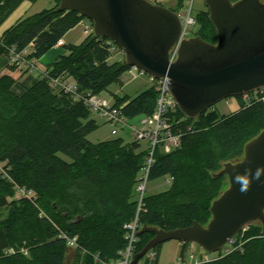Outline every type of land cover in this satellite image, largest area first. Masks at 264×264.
Instances as JSON below:
<instances>
[{
    "label": "trees",
    "instance_id": "16d2710c",
    "mask_svg": "<svg viewBox=\"0 0 264 264\" xmlns=\"http://www.w3.org/2000/svg\"><path fill=\"white\" fill-rule=\"evenodd\" d=\"M38 1L0 0V29L23 3ZM185 1L178 0L179 8ZM60 2L0 35V60L29 47L30 59L40 60L88 20L76 12H60ZM194 36L218 42L208 7L197 15ZM63 48L67 53L42 77H0V264H117L128 247L125 225L137 215L139 234L145 228L171 231L208 223L211 206L222 195L224 177L215 175L264 131V102L251 94L237 98L240 108L229 116L214 108L197 119L185 117L179 108L170 114L172 130L182 134V147L171 153L158 149L149 180L170 178L171 187L146 196L139 211L136 186L147 145L123 137L91 143L88 137L99 126L80 99L121 84L132 68L125 60L111 63L114 52L108 40L94 33L80 45ZM67 78L75 81V93L52 86ZM157 101L153 86L135 99L114 96L113 106L133 121L152 116ZM18 191L26 195L17 199ZM154 237L139 235L134 256ZM69 239L78 246L70 247ZM242 243L205 264H264L262 225H250ZM161 246L153 250L154 264Z\"/></svg>",
    "mask_w": 264,
    "mask_h": 264
},
{
    "label": "water",
    "instance_id": "95a60500",
    "mask_svg": "<svg viewBox=\"0 0 264 264\" xmlns=\"http://www.w3.org/2000/svg\"><path fill=\"white\" fill-rule=\"evenodd\" d=\"M59 11H72L92 22L96 37L111 41L124 53L126 64L157 80L167 79L170 93L183 115L197 119L227 99L264 89L263 0H205L217 44L194 37L181 44L179 57L170 51L182 32L174 11L147 0H60ZM264 167V131L244 149V159L227 163L215 178L227 177V189L211 206L204 227L194 223L171 231L145 228L155 237L134 256L138 264L167 242L196 244L209 254L221 252L249 225L264 230V177L250 180L246 191L234 182L245 169Z\"/></svg>",
    "mask_w": 264,
    "mask_h": 264
},
{
    "label": "built area",
    "instance_id": "2783aa9c",
    "mask_svg": "<svg viewBox=\"0 0 264 264\" xmlns=\"http://www.w3.org/2000/svg\"><path fill=\"white\" fill-rule=\"evenodd\" d=\"M194 1L195 0H186L183 7L181 8V10L183 11V15L177 13L182 24V32L178 42L170 51L171 63H175L178 60L181 44L184 41L193 38V35H195L198 14L196 16L193 15ZM84 33L87 36L94 33L93 26L90 25L89 27H86ZM108 43L114 53L119 52V48L115 44H113L111 41H108ZM63 46H65L63 41H60L57 45V47ZM30 55L31 54L29 53L28 48L21 52L12 50L9 54L10 66L28 67L27 69H30V72H34L38 60L30 59ZM131 72L133 75L137 72H139L141 75L146 74L137 68H132ZM45 74H43V76ZM148 77H150L151 81L155 84L154 87L158 92L157 107L155 113L152 116H145L140 118L138 124H133L132 121L124 115L122 108H114L113 104L109 103L107 100L102 99L100 96L89 94L87 97H80V99L85 102V105L89 108L92 114L98 115L99 117L104 119L107 124L111 125L113 136L118 137L120 132L129 130V133L135 142L141 144L145 143L147 145L148 154L146 156L144 166L138 177V183L136 186L139 211L144 206V199L147 196L150 171L155 163L156 151L158 149H165L166 153H171L180 149L182 147L183 141L182 134H176L172 130L168 118L169 115L173 114L178 108L175 100L170 93L168 85L169 81L167 79L157 80L149 75ZM52 86L60 87L62 90L72 93H75L77 90L75 85H70L66 81L55 80L53 81ZM254 94L264 102V89L256 91ZM247 96L248 95H246L245 97ZM167 182L170 183L171 179ZM125 230L127 231L126 239L128 241V247L122 253V258L117 264H131L133 262L134 250L136 244L138 243L139 232L141 230L139 215H137V217L130 224L125 225ZM248 230L249 226L244 228L239 235L244 237V234ZM239 235L234 239V242L230 244V249H228L224 253H221L220 255H217V253L213 254L217 255L215 258L208 254L201 258H197L195 255L190 254L187 256L184 255V257L182 256L179 262L176 264H205L216 261L222 255H229L235 249L241 248L243 243L242 240L239 243ZM68 241L70 247L75 248L78 246L76 239H69ZM156 258V254L152 251L138 264H154ZM96 261L100 262L98 258H96Z\"/></svg>",
    "mask_w": 264,
    "mask_h": 264
},
{
    "label": "rangeland",
    "instance_id": "374dc122",
    "mask_svg": "<svg viewBox=\"0 0 264 264\" xmlns=\"http://www.w3.org/2000/svg\"><path fill=\"white\" fill-rule=\"evenodd\" d=\"M150 2L156 3L161 5L162 7H165L170 10L177 11L178 14L183 15V11L178 6V0H149ZM264 2V0H263ZM35 5V4H34ZM50 7V5L47 3L46 0H40L36 3V6L32 9L26 8V6H23L20 10H17L18 12L14 13L7 21L4 23V25L1 27L0 31H4L7 28L14 25L19 19L26 16L27 13L29 15H32L33 12H42L43 10ZM206 2L205 0H195L193 4V15L196 16L202 11L206 10ZM91 25V22L89 20L84 21L81 23L78 27H76L74 30L69 32L66 37L65 41L67 42V45H80L87 37V35L84 33L86 27H89ZM193 35V34H192ZM194 38V35H193ZM55 50V49H54ZM29 53H32V48H28ZM60 52L62 54H66V48H61ZM113 59L111 63H115L117 61L125 60L126 58L123 52L114 53ZM55 60L53 50L50 51L47 55H45L42 59L39 60V64L37 63L36 69H34V75L36 77H42L43 74L47 73L48 71L47 66H49L51 63H53ZM28 67H16L15 71L11 70L10 61L8 57H4L0 60V77L5 74H11L15 79L22 80L27 75H29L30 69H27ZM30 70V71H29ZM12 71V72H11ZM11 72V73H10ZM66 82L70 85H76L74 82L68 78L65 79ZM155 84L151 81L150 77L148 75L143 74L141 75L139 72L135 73V75L132 74L131 71L124 74L122 77L121 84H114L112 85L108 91L102 93L100 97L104 100H107L109 103H114V96L119 97H125L129 96L132 99H135L142 93H144L146 90L153 87ZM240 108V105L237 101V99H227L220 103H218L214 110L217 111L222 116H229L236 111H238ZM92 118L97 122L99 128L96 132L92 133L88 140L93 144H98L110 140H114L118 138L121 134L124 133L126 141H134L131 137L129 130L123 131L119 133L118 137H115L112 135V127L111 125L107 124L104 119L99 117L98 115L92 114ZM139 118L132 121L133 124L139 123ZM129 133V134H128ZM129 136V137H128ZM143 147H145V143L142 144ZM162 152H165V149H160ZM244 159V152L239 155V157L235 158L234 160L230 161L231 163H236L239 161H242ZM4 171V165L0 164V175ZM168 178H161L158 180H149L148 189H147V196L148 195H156L163 192H166L171 187V183H168ZM229 189V180L227 177H224L222 180V194ZM26 195L25 191H18L16 198L20 199ZM209 223V222H208ZM206 223L204 226L206 227L208 225ZM258 224V223H257ZM256 225V224H253ZM261 225V224H260ZM239 243L243 242V236L238 237ZM184 244L180 243L178 241H171L167 242L164 245H162L159 249V264H176L179 262L181 258V252H184V255H190L193 254L197 258H201L205 255H211L213 258H215L217 255H220L221 253H224L228 249L231 248V245H227L222 252L217 253V255L209 254L205 252L201 247H199L196 244H188L185 249H183ZM183 249V250H182ZM74 254L71 252L70 256ZM69 256V257H70Z\"/></svg>",
    "mask_w": 264,
    "mask_h": 264
},
{
    "label": "crops",
    "instance_id": "0c3cea01",
    "mask_svg": "<svg viewBox=\"0 0 264 264\" xmlns=\"http://www.w3.org/2000/svg\"><path fill=\"white\" fill-rule=\"evenodd\" d=\"M40 1V0H39ZM47 1V3L50 5V7H48L47 9H45V10H50V9H52V8H54V7H56L57 6V0H46ZM23 6H26V8H29V9H31V7H32V9L36 6V4L34 5V4H30V3H27V2H25V3H23L22 5H21V7L18 9V10H20ZM44 11V10H43ZM16 12H18L17 10L14 12V13H16ZM38 13H40V12H33V14L32 15H29V13H27L26 14V16H24L23 18H21V19H19V20H23V19H26V18H28V17H30V16H33V15H35V14H38ZM13 15V14H12ZM18 20V21H19ZM17 21V22H18ZM16 22V23H17ZM6 23V22H5ZM15 23V24H16ZM13 26V25H12ZM10 28V27H9ZM9 28H7V29H9ZM6 29V30H7ZM6 30H4V31H0V35H2ZM63 42H64V45H67V42L65 41V38H64V40H63ZM30 48V47H29ZM32 48V47H31ZM61 48H63V47H56L55 48V50L53 49V54H54V57H55V60H54V62L57 60V58L58 57H60L61 55H64V54H62L61 52H60V49ZM53 62V63H54ZM53 63H51L49 66H47V68L46 69H48ZM38 64H39V60H38ZM12 72V71H11ZM10 72V73H11ZM47 72V71H46ZM13 73V72H12ZM11 73V74H12ZM11 74H5V75H10V76H12ZM33 76V77H36L35 75H34V72H29V75H27L25 78H27V77H29V76ZM134 75H135V73H134ZM43 76V75H42ZM13 77V76H12ZM14 78V77H13ZM25 78H23L22 80H25ZM36 78H39V77H36ZM68 79V78H67ZM73 82H74V80L73 79H71ZM121 81H122V78H121ZM74 84H75V82H74ZM237 112V111H236ZM123 132V131H122ZM129 134V133H128ZM119 137H123V138H125V136H124V133L123 134H121ZM129 137V136H128ZM127 140V139H126ZM129 141H131V140H129ZM170 180V178H168V181ZM172 182V181H171ZM182 257V256H181ZM181 259V258H180ZM158 264H159V262H158Z\"/></svg>",
    "mask_w": 264,
    "mask_h": 264
},
{
    "label": "clouds",
    "instance_id": "9594fccd",
    "mask_svg": "<svg viewBox=\"0 0 264 264\" xmlns=\"http://www.w3.org/2000/svg\"><path fill=\"white\" fill-rule=\"evenodd\" d=\"M264 177V167L253 169H245L244 173L234 175V182L241 185V191H246L250 180H261Z\"/></svg>",
    "mask_w": 264,
    "mask_h": 264
}]
</instances>
